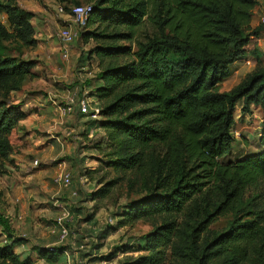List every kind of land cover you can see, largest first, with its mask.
I'll return each mask as SVG.
<instances>
[{
  "label": "trees",
  "instance_id": "obj_1",
  "mask_svg": "<svg viewBox=\"0 0 264 264\" xmlns=\"http://www.w3.org/2000/svg\"><path fill=\"white\" fill-rule=\"evenodd\" d=\"M89 5L86 25L97 27L83 37L96 42L90 55L100 71L86 87L96 83L88 96L100 118L87 126L106 132L104 156L112 173L92 197L104 198L124 184L128 194L139 196L119 214L116 229L138 223L150 228L132 246L115 248L104 259L121 251L138 253L123 264H264V128L258 153L222 161L235 141L237 104L242 114L253 106L264 117L260 62L232 89L221 91L229 66L249 54L247 46L261 30L251 26L258 0H94ZM0 12L8 23V29L0 23V158L6 159L9 135L26 117L23 104L12 97L37 77V63L22 53L36 48L38 40L33 12L16 0L0 1ZM225 216L231 218L224 228H212ZM72 220L73 215L67 228ZM26 243L0 210V264H34L16 252ZM32 250L48 263L66 251Z\"/></svg>",
  "mask_w": 264,
  "mask_h": 264
},
{
  "label": "rangeland",
  "instance_id": "obj_2",
  "mask_svg": "<svg viewBox=\"0 0 264 264\" xmlns=\"http://www.w3.org/2000/svg\"><path fill=\"white\" fill-rule=\"evenodd\" d=\"M75 2L88 5L94 0H16L19 7L34 12L31 24L38 45L23 50L22 56L37 63L33 69L37 77L26 81L22 91L12 97L18 103L27 102L24 107L27 115L19 122L22 125L18 124L9 135L8 157L0 158V210L9 212L18 234L27 242L49 245L47 248L60 246L67 249L70 256L55 263L35 259L36 264H123L126 256L135 257L138 253L117 251L110 260L104 258L115 248L132 246L150 228L138 223L116 229L119 214L139 196L135 191L128 194L124 184L115 185L104 198L92 197L101 186L98 183L110 180L112 173L104 156L106 132L92 124L87 130V121L97 122L100 117L91 116L98 108H94V103L89 100L86 81L95 79L100 66L98 59L90 55L96 42L91 38L85 40L83 36L97 26L79 28L72 22L70 10ZM59 6L64 7L65 12L60 13ZM254 10L257 12L253 14L255 25L252 28L261 30L250 40L249 54L229 68L230 75L221 84L223 92L236 86L254 69L257 61L264 67V23H261L264 0H258ZM0 23L8 29L6 16L1 12ZM63 27L70 28L75 35L66 47L59 37ZM8 46L14 48L13 44ZM12 54L17 55L16 52ZM80 64H85L86 68L81 72L86 74L82 79L78 75ZM75 91L87 99L91 115L77 116L76 109L68 115L54 113L55 104H65L76 96ZM39 104H42L40 110L36 108ZM240 106L241 102L237 104L231 127L235 140L232 151L223 157V162H233L260 151L259 136L264 128V117L260 109L253 106L251 113L242 114ZM61 171L71 173L68 189L58 188L53 183L54 176ZM61 207H66L73 215L68 226L70 235L64 244L58 243L59 234L54 227ZM230 218H219L212 228H224Z\"/></svg>",
  "mask_w": 264,
  "mask_h": 264
},
{
  "label": "built area",
  "instance_id": "obj_3",
  "mask_svg": "<svg viewBox=\"0 0 264 264\" xmlns=\"http://www.w3.org/2000/svg\"><path fill=\"white\" fill-rule=\"evenodd\" d=\"M58 11L63 13V8L59 6ZM91 12V6L88 5H79L74 6L70 10V16L72 18V22L78 26L79 28H83L88 19ZM261 23H264V18H261ZM74 34L71 33L70 28L63 27L59 32V37L64 44V47L69 45L74 38ZM55 108L57 112L62 115L71 114L74 109L81 114V115H88L90 114L89 111V102L87 99L81 96H73L69 99L68 102L65 104H55ZM98 115V111L96 110L93 115ZM34 164L36 165L37 162L35 161ZM72 178L70 172H59L53 178V183L61 189H68L71 186ZM76 195V194H73ZM71 221V215L66 207L60 208L59 215L54 220V227L57 229L58 232V243L64 244L67 242V238L70 235L69 228H67V223ZM83 247H81L82 249Z\"/></svg>",
  "mask_w": 264,
  "mask_h": 264
},
{
  "label": "crops",
  "instance_id": "obj_4",
  "mask_svg": "<svg viewBox=\"0 0 264 264\" xmlns=\"http://www.w3.org/2000/svg\"><path fill=\"white\" fill-rule=\"evenodd\" d=\"M24 8V7H23ZM28 11H30V10H28ZM257 11L256 10H254L253 11V14H255ZM34 13V12H33ZM253 19H252V21H251V26L252 25H255L254 23H255V21H254V15H253V17H252ZM37 40H38V38L37 37H35ZM81 65V68L78 70L79 71V77L82 79L83 77H86V74L85 73H81L82 71H86L85 69V64H80ZM233 65V64H232ZM232 65H230L229 66V68L232 66ZM26 84V83H25ZM24 84V85H25ZM96 86V83L95 82H93L92 83V87H90V88H88V87H86V89H87V91H88V93L91 91V89L92 88H94ZM23 89V88H22ZM75 90L77 91L78 89L77 88H75ZM73 92V94H76L77 96H78V92ZM20 93V92H19ZM17 94V93H16ZM89 100L90 101H92V103H94V108H98V106H97V104H96V102H95V100H94V98L93 97H89ZM16 102V101H15ZM16 103H18V102H16ZM26 104H27V102L26 103H23V105H22V107H21V111L23 112V113H25V115H27V111L26 110H24L25 108V106H26ZM39 107H42V104H39V106H36V108L37 109H39L40 110V108ZM53 111H54V113H58L57 112V110H56V108L54 107V109H53ZM76 115L77 116H81L80 114H78L77 112H76ZM24 122V121H23ZM20 126L22 125V122L19 124ZM73 194H75V193H73ZM4 213V212H3ZM7 217H9V219H10V222H11V225H12V227H13V229L15 230V232L18 234V230H17V226H16V224L14 223V220H13V218L11 217V215L9 214V212L7 211L6 213H4ZM20 220V219H19ZM93 234L95 233V228H93ZM19 235V234H18ZM54 244V243H53ZM72 245H74V242H72ZM39 246V243H36V244H31L30 242H27L25 245H21L20 247H17L16 248V252H22V254H24V255H26V256H30L31 257V259L33 260V262H34V264H36L35 263V259H38V260H41V261H44L45 262V260H42V259H40L37 255H36V253H35V251L34 250H32L33 249V247H38ZM41 247H44V248H47V247H49V245H45V246H41ZM64 257H66L67 259H68V257L70 258V256H68L67 255V249H66V251H64V253H63V255H61L60 257H59V259H58V262H62L63 261V259H64Z\"/></svg>",
  "mask_w": 264,
  "mask_h": 264
}]
</instances>
